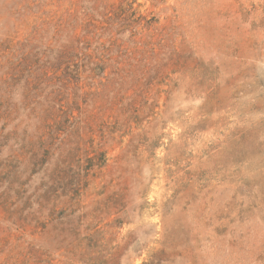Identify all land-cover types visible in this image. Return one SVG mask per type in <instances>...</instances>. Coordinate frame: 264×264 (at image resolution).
Segmentation results:
<instances>
[{
    "label": "rangeland",
    "instance_id": "374dc122",
    "mask_svg": "<svg viewBox=\"0 0 264 264\" xmlns=\"http://www.w3.org/2000/svg\"><path fill=\"white\" fill-rule=\"evenodd\" d=\"M82 33L103 78L32 82ZM25 39L0 78V264H264V0H0V40ZM49 93L68 115L38 175L10 133Z\"/></svg>",
    "mask_w": 264,
    "mask_h": 264
},
{
    "label": "trees",
    "instance_id": "16d2710c",
    "mask_svg": "<svg viewBox=\"0 0 264 264\" xmlns=\"http://www.w3.org/2000/svg\"><path fill=\"white\" fill-rule=\"evenodd\" d=\"M56 35L60 38V33L57 32ZM88 35L83 33L79 34L78 37L69 35L65 37L66 45L55 48L54 52L48 49L47 53L41 54L38 59L42 61V64L37 66V72L34 70L27 72L26 67L30 57L22 51V48L28 46V39H25L23 43H15L14 45L12 40H0V51L8 49L7 54L1 58L0 78L12 79L27 72L31 74L32 82L46 87L55 78L58 81L71 80L72 78H103V68L93 61L97 57L94 55L96 54L95 49H91L89 41L85 38ZM55 43H57V37ZM8 45L10 47H7ZM36 62L38 63V61ZM99 72L101 73L99 74ZM111 75L120 78L119 75L124 76V69L119 68L118 72H111ZM76 81L80 80L76 79ZM55 97L56 95L46 94L45 97L41 98L45 104L44 108H40L35 114L31 113L32 109L26 113L27 120L30 117L36 120L32 133L27 134L25 130H22L21 135H18L17 129L20 126H13L10 133L15 143V149L11 153L17 159L25 158L36 169L38 175L45 160L54 152L57 128H59L61 120L68 115L66 111L54 110ZM37 104H39L38 100L35 105ZM17 117V114L13 116L8 114L6 120L17 119Z\"/></svg>",
    "mask_w": 264,
    "mask_h": 264
}]
</instances>
